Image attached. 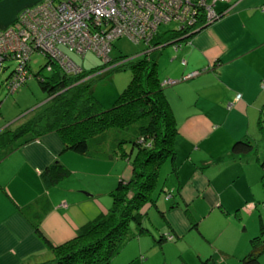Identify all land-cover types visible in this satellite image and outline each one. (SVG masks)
Here are the masks:
<instances>
[{
  "label": "crops",
  "instance_id": "0c3cea01",
  "mask_svg": "<svg viewBox=\"0 0 264 264\" xmlns=\"http://www.w3.org/2000/svg\"><path fill=\"white\" fill-rule=\"evenodd\" d=\"M41 1L0 0V31ZM217 10L224 11L219 19L185 42L161 50L159 65L163 57L171 63L159 75L162 79L180 80L186 71L201 72L187 79L183 89L165 87L177 116L176 107L183 106L186 113L181 123L186 122L177 125L176 170L169 162L165 190L157 201L166 219L155 226L148 220L151 205L146 204L142 211L157 236L172 234L181 239L197 230L208 240L217 234L214 239L219 242L229 233V245L221 248L241 255L243 250L236 249L243 214L264 198V138L259 126L264 110V0H230L218 3ZM170 46L174 51L166 52ZM238 94L242 96L237 100ZM28 137L15 142L8 155L0 156V264H40L55 256L23 208L34 205L31 209L41 216V231L52 244L62 245L76 237L84 224L107 213L113 204L111 191L119 179L129 180L133 175L132 163L122 171L115 167L121 159L130 161L122 156L127 155V146L123 154L119 149L113 158L104 159L63 151L56 132L31 142H26ZM241 139L254 143L258 159L253 153L246 156L232 151L234 142ZM57 160L85 177L76 182L69 176L47 188L41 172ZM99 171L110 177L104 185L94 181ZM135 238L138 241L133 242L135 250L127 264L151 263L157 241L150 234ZM141 253L146 262L138 257ZM119 254L111 264L119 262Z\"/></svg>",
  "mask_w": 264,
  "mask_h": 264
},
{
  "label": "trees",
  "instance_id": "16d2710c",
  "mask_svg": "<svg viewBox=\"0 0 264 264\" xmlns=\"http://www.w3.org/2000/svg\"><path fill=\"white\" fill-rule=\"evenodd\" d=\"M218 12L220 14L215 20L224 13ZM198 17V23H201L199 27L213 22L203 23L204 16ZM181 28L174 25L172 29L159 31L154 36L152 45L165 46L187 36L198 27ZM192 35L181 42H185ZM59 48L63 50L61 45ZM161 50L162 47L159 50L147 49L139 61L129 60L128 63H119L111 68L116 70L130 64L132 78L128 87L108 109L103 107L102 102L93 93V87L99 78L95 76L99 67L89 72L84 70L86 76L83 74L81 78L64 72L50 56H45L47 60L37 76L42 90L48 95V100L16 128L7 127L0 131V152H4L1 157L8 155V147L26 135H29L26 142H31L52 132L59 134L63 151L81 155L111 159L114 152L126 146L129 148L126 156L132 159V177L129 180L119 179L111 191L113 204L108 212L101 213L84 224L72 240L55 246L41 231V216L31 209L34 205L22 209L38 236L55 255L53 259L40 264H111L112 259L136 236L153 235L159 244L169 240V236H172L171 240L174 239L172 234L155 235L152 225L146 222L145 213L142 211L146 204L154 205L160 216L166 219V212L157 205L159 195L156 197L154 191L162 165L170 160L176 170L174 143L178 134V122L165 93L166 86L163 82L166 79L159 76ZM50 64L54 67L46 76L42 71ZM6 65L8 70L11 63ZM103 66L102 64L101 68ZM12 71L6 80L11 78ZM183 76L177 82L187 80L182 79ZM27 82L20 85L16 91ZM259 126L264 138V110L259 117ZM232 151L247 156L255 151V145L248 139L237 140ZM253 157L259 158L257 152L253 153ZM261 165L264 168V158L261 159ZM71 174L72 171L57 160L41 172V178L44 185L51 188ZM164 190L162 183L161 193ZM254 206L257 207L256 204ZM263 253L262 226L261 234L251 237L250 250L241 260L243 264H263L259 260ZM205 262L210 263V259Z\"/></svg>",
  "mask_w": 264,
  "mask_h": 264
},
{
  "label": "built area",
  "instance_id": "2783aa9c",
  "mask_svg": "<svg viewBox=\"0 0 264 264\" xmlns=\"http://www.w3.org/2000/svg\"><path fill=\"white\" fill-rule=\"evenodd\" d=\"M227 1L230 0H42L22 11L13 26L0 31V74L7 69L6 64L16 63L6 81L13 93L32 77L30 61L35 51L50 56L68 74L83 73L84 69L59 45L83 57L93 51L106 64L112 59L116 40L128 38L152 49V40L162 25L199 27L198 16H204L203 23L214 21L220 14L217 4ZM47 69L52 70L53 64ZM199 73L190 72L182 79ZM176 82L166 79L163 83ZM241 96L238 94L236 99Z\"/></svg>",
  "mask_w": 264,
  "mask_h": 264
},
{
  "label": "rangeland",
  "instance_id": "374dc122",
  "mask_svg": "<svg viewBox=\"0 0 264 264\" xmlns=\"http://www.w3.org/2000/svg\"><path fill=\"white\" fill-rule=\"evenodd\" d=\"M173 26V24L162 25L160 27V31L172 29ZM201 29L202 27H198L196 29V32ZM176 44L177 43H175L174 45ZM166 45L170 44L168 43ZM61 46L62 49L68 54V56H70L75 62H77L85 71L89 72L99 67V70L95 74V76H98L99 78L95 86L93 87V93L95 97L102 102V105L105 109H108L113 106L117 98L128 87L132 78V68L130 64H127L124 67L116 70H112L111 68L115 67L119 63H128L129 60L139 61L142 58L143 53L147 50L145 44L142 42L136 43L128 38H120L114 42V48L110 55L112 59H110L106 64H104V60H102L93 51L88 52L85 57H83L81 54L76 53L67 46ZM165 46L162 44L158 45V47L154 46L153 49L159 50V48H163ZM165 50H167L166 52L169 53L170 51H174L172 46L167 47V49ZM46 60L47 59L45 58V56L39 54L38 51L32 53L30 68L33 76L28 80L25 85H23L14 93L9 91V89L7 88L6 77L12 71V69L15 68L16 63L12 62L10 68L0 74V130H2L6 126H9L12 129L16 128L22 122L30 118L34 114L36 109L48 100V95L42 90L37 76V73H39ZM102 64L104 66L101 68ZM170 64V59L166 61L165 57H163L162 62L158 67L159 75H163L164 72L169 69ZM163 66L165 69L163 68ZM181 67L183 69L185 67V65H183V62H181ZM52 70H48L47 68H45L42 72L44 75L47 76L48 73H50L49 71ZM83 74L84 73H76V76H80L81 78H83ZM187 74L188 72L186 71L183 75ZM84 75L86 76V74ZM186 81L187 80H184L175 84L165 83V86L169 87V85H175V87H181L183 89L185 84H187ZM193 105L196 106V102H194ZM181 108H183V106L176 107L178 116L176 115V112L174 110L177 120L179 118V127L183 126L186 122L185 121L181 123L183 120L182 118L186 113L183 112ZM11 146H9L8 148H10ZM2 153L4 152H0V155H2ZM120 153L123 154V148L120 149ZM122 156L125 157L126 155ZM132 158H134V156ZM169 162L170 160L167 161V163H165L164 165H162L160 169L158 183L154 191V195H156V197L161 193L162 183L164 182V179L167 174V167L168 165H170ZM129 163H132V159L130 161H124L123 159H121L120 162H117V164H115V167L116 169L119 168L122 171V168H125ZM261 174H264V171ZM81 177L85 176L77 174L76 172H73L70 176V178L74 179L76 182V179H80ZM93 178L94 181L99 180V183L102 184L103 182L104 185L106 184L105 181L107 182L106 179L110 177L109 175L105 174L104 171H99L93 176ZM163 197L165 196L162 195L160 200H162ZM263 200L264 198L260 201H257L259 202V206L253 207L252 211H249L245 215L243 214L242 222L238 227V229L240 230L239 241H241L239 242L238 247L236 249V252H241L243 250V253H241V255L234 254L235 252L233 253V251L221 248L225 245H229L231 241L229 233L227 237L219 239L218 242L214 239L215 237H217V234L209 236L208 240L207 237H204V235L200 231L194 230L190 233H187L185 237H182L181 239L174 237L172 241L171 239L165 240L162 244L155 242V246L152 250V253L154 254V259L151 263L148 264H243L241 258L250 250V239L251 237L261 234L262 226L264 238ZM149 207L150 208L148 209V220L151 221L152 224L155 226L159 223H162V217L158 213L155 206L151 205ZM206 222L209 223V219ZM241 233L243 234L241 235ZM243 236L244 238H242ZM134 241H138V238L130 240V242L126 245L122 253L118 255L117 261L119 262L116 264H127V260H129L130 256L133 255L135 250L133 245ZM243 242L244 248L242 247ZM213 246L217 247L214 248ZM200 254H202V256ZM138 257L140 259L142 258L145 260L146 255L144 253H141L138 255ZM207 259H210V263L205 262V260ZM259 260L264 264V253L260 255Z\"/></svg>",
  "mask_w": 264,
  "mask_h": 264
},
{
  "label": "water",
  "instance_id": "95a60500",
  "mask_svg": "<svg viewBox=\"0 0 264 264\" xmlns=\"http://www.w3.org/2000/svg\"><path fill=\"white\" fill-rule=\"evenodd\" d=\"M195 32H196V30L193 31L192 33L188 34L187 36H184V37H182V38H179V39H177L176 41H173V42H171V43H169V44H170V45H174L175 43H180L181 41H183L184 39L188 38L190 35H192V34L195 33Z\"/></svg>",
  "mask_w": 264,
  "mask_h": 264
}]
</instances>
